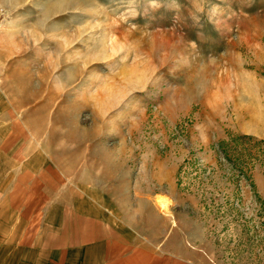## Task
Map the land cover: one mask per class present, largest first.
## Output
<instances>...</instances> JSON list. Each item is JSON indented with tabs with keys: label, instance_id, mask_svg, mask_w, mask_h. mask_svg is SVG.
Returning <instances> with one entry per match:
<instances>
[{
	"label": "rangeland",
	"instance_id": "obj_1",
	"mask_svg": "<svg viewBox=\"0 0 264 264\" xmlns=\"http://www.w3.org/2000/svg\"><path fill=\"white\" fill-rule=\"evenodd\" d=\"M0 14L3 56L42 78L87 182L131 206L136 232L155 243L171 226L195 264H264V0H4Z\"/></svg>",
	"mask_w": 264,
	"mask_h": 264
},
{
	"label": "crops",
	"instance_id": "obj_2",
	"mask_svg": "<svg viewBox=\"0 0 264 264\" xmlns=\"http://www.w3.org/2000/svg\"><path fill=\"white\" fill-rule=\"evenodd\" d=\"M6 32L1 27L0 37ZM3 45L0 264H195L188 254H202L192 253L184 237L172 246L171 226L149 242L147 229L135 231L131 206L87 182L83 157L51 117L58 111L42 107V78L4 57Z\"/></svg>",
	"mask_w": 264,
	"mask_h": 264
},
{
	"label": "bare ground",
	"instance_id": "obj_3",
	"mask_svg": "<svg viewBox=\"0 0 264 264\" xmlns=\"http://www.w3.org/2000/svg\"><path fill=\"white\" fill-rule=\"evenodd\" d=\"M159 203L161 205V207L164 209V210H168L169 209V204L170 202L168 201V199L166 197H160L159 199Z\"/></svg>",
	"mask_w": 264,
	"mask_h": 264
},
{
	"label": "trees",
	"instance_id": "obj_4",
	"mask_svg": "<svg viewBox=\"0 0 264 264\" xmlns=\"http://www.w3.org/2000/svg\"><path fill=\"white\" fill-rule=\"evenodd\" d=\"M228 145L230 146V148H231V150H235V148L233 147V143H228ZM224 150H226L225 148H224ZM226 152H227V150H226Z\"/></svg>",
	"mask_w": 264,
	"mask_h": 264
},
{
	"label": "built area",
	"instance_id": "obj_5",
	"mask_svg": "<svg viewBox=\"0 0 264 264\" xmlns=\"http://www.w3.org/2000/svg\"><path fill=\"white\" fill-rule=\"evenodd\" d=\"M0 22H1V14H0Z\"/></svg>",
	"mask_w": 264,
	"mask_h": 264
}]
</instances>
